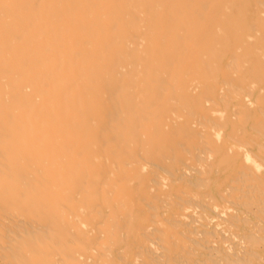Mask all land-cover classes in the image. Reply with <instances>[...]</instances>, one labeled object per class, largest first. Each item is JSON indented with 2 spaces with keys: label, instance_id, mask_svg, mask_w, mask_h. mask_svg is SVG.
Instances as JSON below:
<instances>
[{
  "label": "bare ground",
  "instance_id": "obj_1",
  "mask_svg": "<svg viewBox=\"0 0 264 264\" xmlns=\"http://www.w3.org/2000/svg\"><path fill=\"white\" fill-rule=\"evenodd\" d=\"M0 264H264V0H0Z\"/></svg>",
  "mask_w": 264,
  "mask_h": 264
}]
</instances>
